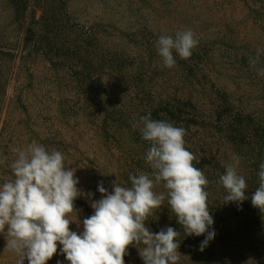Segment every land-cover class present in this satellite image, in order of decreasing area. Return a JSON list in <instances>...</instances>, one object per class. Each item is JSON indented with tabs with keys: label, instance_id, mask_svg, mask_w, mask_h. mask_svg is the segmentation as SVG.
Returning a JSON list of instances; mask_svg holds the SVG:
<instances>
[{
	"label": "trees",
	"instance_id": "1",
	"mask_svg": "<svg viewBox=\"0 0 264 264\" xmlns=\"http://www.w3.org/2000/svg\"><path fill=\"white\" fill-rule=\"evenodd\" d=\"M242 2L249 12L247 19H252L250 38L236 36L239 23L226 18L228 0H195L202 16H188L191 22L179 31L191 29L199 43L188 59L174 52V67L163 65L156 42L160 35L174 37L177 31L153 33L150 25L129 33L90 27L74 29L70 75H53L72 92L73 108L78 102L88 105L80 114L106 155L102 165L111 171L106 183L111 188L115 180L131 186L128 177L140 173L141 163L145 172H151L145 161L150 144L141 138L140 117L151 113L152 119L186 130L185 147L196 156L193 165L209 181L205 190L214 221L209 231L215 236L201 251L207 233L185 236L165 200L146 226L153 233L167 227L180 232L178 264H264V213L250 199L259 187V165L264 162V76L258 75L264 67V0ZM257 49L261 55L253 67L250 60ZM84 51L88 56L82 59ZM66 102L59 101L72 115L74 110ZM124 140L137 145L139 151L126 147ZM229 165L246 181L248 199L242 203H224L228 193L218 181ZM94 168L91 163L87 171L93 173ZM92 179L88 178V184L95 183ZM154 191L166 190L161 184ZM100 198L97 191L94 200ZM130 258L125 264H143L140 257Z\"/></svg>",
	"mask_w": 264,
	"mask_h": 264
},
{
	"label": "clouds",
	"instance_id": "2",
	"mask_svg": "<svg viewBox=\"0 0 264 264\" xmlns=\"http://www.w3.org/2000/svg\"><path fill=\"white\" fill-rule=\"evenodd\" d=\"M198 43L194 32L187 29L177 31L174 37L160 35L156 49L163 65L172 68L174 52L180 59H188ZM260 55L257 49L251 66H256ZM258 75L264 76V67L258 69ZM140 123L141 138L150 144L145 161L151 172L130 174V187L113 181L110 193L99 183L101 198L91 201L93 212L83 221L78 220L75 200L82 195L91 200L92 194L77 187L76 169L66 166L61 151H48L34 140L26 148L14 149L10 164L8 157L0 154V166H7L12 174L0 184V234L5 238L4 250L15 255V264L25 260L47 264L58 247L68 264H125L129 246L138 250L143 264H178L180 232L167 227L153 233L146 226L165 200L185 236L207 233L200 246L204 250L215 236L209 231L214 223L205 190L209 181L193 165L196 156L185 147L186 130L152 119L151 113L140 117ZM259 169V187L250 199L252 206L264 213V162ZM218 183L228 193L224 203L248 199L246 181L235 166H227ZM161 184L166 191L158 194L154 189ZM73 212L76 220L69 218ZM72 223L77 227L82 223L83 231H72Z\"/></svg>",
	"mask_w": 264,
	"mask_h": 264
},
{
	"label": "rangeland",
	"instance_id": "3",
	"mask_svg": "<svg viewBox=\"0 0 264 264\" xmlns=\"http://www.w3.org/2000/svg\"><path fill=\"white\" fill-rule=\"evenodd\" d=\"M228 3L226 18L239 23L236 36L240 40L245 35L250 38L252 19H247V7L242 0ZM188 16H202L195 0H23L21 6L17 0H0V154L7 156L10 164L15 158L13 150L26 148L34 140L48 151H61L66 166L76 169L77 187L92 194L91 200L83 195L75 200L78 220L90 216V203L95 199L98 184L102 182L109 193L112 191L106 184L112 174L104 169L106 155L80 114L85 102L81 106L78 102L73 108L72 92L62 79L57 82L53 76L57 77V72L63 78L70 75L68 62L75 57L74 29L93 27L129 33L150 25L153 33L168 34L191 22ZM87 56L85 51L81 52L82 59ZM62 100L72 106V115L66 113L64 105L61 108ZM124 145L132 149L134 144L124 140ZM133 149L139 151L137 145ZM91 163L95 166L93 173L87 171ZM143 169L141 163L138 171L145 172ZM11 175L10 168L0 166V184ZM90 177L95 183L92 179L93 184H88ZM69 218L76 220V213ZM70 229L79 233L83 225L77 227L72 223ZM4 247L5 238L0 234V264H15V255ZM127 252L125 263L128 256L140 257L134 246H129ZM57 262L68 264L59 247L47 264ZM24 264H28L27 260Z\"/></svg>",
	"mask_w": 264,
	"mask_h": 264
}]
</instances>
